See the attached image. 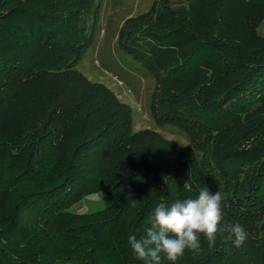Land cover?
<instances>
[{"label": "trees", "instance_id": "trees-1", "mask_svg": "<svg viewBox=\"0 0 264 264\" xmlns=\"http://www.w3.org/2000/svg\"><path fill=\"white\" fill-rule=\"evenodd\" d=\"M92 3L0 0V264H105L93 247L109 264H146L128 236H146L159 203L204 188L223 194L220 227L238 222L247 239L237 248L218 231L175 264H264V0H158L121 25L120 49L153 75L155 124L190 147L132 132L129 107L75 69ZM95 191L113 207L67 213Z\"/></svg>", "mask_w": 264, "mask_h": 264}, {"label": "rangeland", "instance_id": "rangeland-1", "mask_svg": "<svg viewBox=\"0 0 264 264\" xmlns=\"http://www.w3.org/2000/svg\"><path fill=\"white\" fill-rule=\"evenodd\" d=\"M154 1L158 0H93L92 6L98 8H93L86 15L85 20L87 31L92 32L91 43L82 52L75 69L87 81L108 88L117 100L129 107L132 132L152 130L166 140L190 147V141L184 133L170 126L162 127L155 124L150 110L151 94L155 85L153 75L130 54L121 50L117 41L123 22L147 12ZM168 2L173 6H179L184 0H168ZM257 34L264 38V22L257 28ZM46 115L44 110L38 111L29 116V121L32 125H38ZM112 207V197L102 191H95L85 196L79 203L68 206L66 211L76 215L95 214L97 218L100 217L97 214L104 213ZM128 216L131 217V214L129 213ZM148 219L145 216V220L149 221ZM87 223L83 224L87 225ZM82 231L87 233L85 228ZM100 252L98 247H93L91 250L92 255L98 257L99 262L109 264L107 260L109 258L101 257ZM129 254L134 258L132 252L129 251ZM162 264H166V260L162 261Z\"/></svg>", "mask_w": 264, "mask_h": 264}, {"label": "clouds", "instance_id": "clouds-1", "mask_svg": "<svg viewBox=\"0 0 264 264\" xmlns=\"http://www.w3.org/2000/svg\"><path fill=\"white\" fill-rule=\"evenodd\" d=\"M223 194L201 189L195 198L176 200L170 205L161 202L150 215V226L145 229L146 236H128V245L135 259L146 264H172L184 255L185 251L198 254L201 237L210 247L215 246L217 233L227 232V239L239 248L247 239L248 233L240 223L226 224L223 219ZM136 201L133 200V206Z\"/></svg>", "mask_w": 264, "mask_h": 264}]
</instances>
